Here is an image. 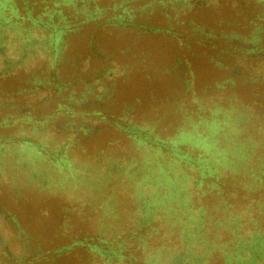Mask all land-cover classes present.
Wrapping results in <instances>:
<instances>
[{
  "label": "trees",
  "instance_id": "obj_1",
  "mask_svg": "<svg viewBox=\"0 0 264 264\" xmlns=\"http://www.w3.org/2000/svg\"><path fill=\"white\" fill-rule=\"evenodd\" d=\"M87 1L95 4L96 0ZM142 1L141 6L128 4L124 13L101 20L107 8L96 5L87 9L79 6V0H0V193L6 192L5 203L13 201L14 206L35 190L19 183L14 171L19 161L14 155V170L4 166L8 151L32 149L35 162L48 161L76 174L82 160L80 152L88 157L99 153L96 147L101 130L111 125L131 140L128 167L146 162L151 165L137 185L151 182L156 176L157 187L164 185L167 200L160 195L153 199L156 190L146 192L152 197L147 199L149 195L146 197L139 185L135 191L139 210L129 218L128 243L125 237L118 242L108 236L99 238L101 244L94 237H79L52 251L56 256L83 245L92 256L101 257L103 261L97 264H264V79L249 73L250 66L264 60V0ZM223 1L245 7V22L239 24L242 33L226 31L222 26L221 33H216L213 27L180 18L182 13L193 11L201 16L214 3ZM124 3L121 0L114 9ZM252 6L255 10L250 12ZM154 10L169 17L168 27L135 21L141 11ZM171 12L175 13V22L171 21ZM89 22H94L96 28L122 25L165 35L179 42L178 50L198 45L217 65H224L217 59L220 54L227 57L229 74L202 92L193 90L189 100L183 94L191 88V80L186 78V73L192 71L191 61L175 48L173 66L166 72L171 75V70H176L178 75L184 62L189 68L175 88L177 97L165 96L159 105L152 106L150 116L136 115L135 108L143 104L136 98L122 110V116L115 118L105 113L103 95L114 89L115 78L124 72L121 69L128 67L134 72L152 54L147 51L140 59L136 54H126V64H116L115 68L105 65L100 72H88L89 61L96 54L94 36L89 40L93 53L85 58L76 55L68 61L61 52L69 36ZM216 22L231 25L223 19ZM134 46L135 42H130L121 52L129 53ZM36 48L42 54L36 52L31 58ZM172 82L169 79L168 89L174 88ZM242 86L253 90V99L245 102L237 90ZM130 173V177H136L134 169L128 171V176ZM73 208L98 210L87 197ZM0 214L18 227L12 211L2 204ZM25 248L32 259L20 257L8 263L1 260L2 254H10L2 251L0 242V264L41 262L43 253L34 255L33 249Z\"/></svg>",
  "mask_w": 264,
  "mask_h": 264
},
{
  "label": "rangeland",
  "instance_id": "obj_2",
  "mask_svg": "<svg viewBox=\"0 0 264 264\" xmlns=\"http://www.w3.org/2000/svg\"><path fill=\"white\" fill-rule=\"evenodd\" d=\"M120 1L96 0L93 4L92 1L79 0L78 4L79 6L84 5L87 9L96 5L99 8H107L105 17L101 19L105 20L110 15L124 13L123 8H128V4L138 7L142 5V2L144 3L142 0H134L133 2L124 0L125 3L122 7L114 9V5L119 4ZM249 4L257 7L254 2H248ZM253 6L250 12L255 10ZM244 9L243 6H231L227 4V1H223L222 3H214L211 10L205 11L201 16L193 11L190 14L182 13L180 18L188 17V20L192 19L201 25L213 27L216 33H221L222 27L226 31L234 29L242 33L240 25L245 22L242 19L245 14L243 13ZM174 15V12L170 13L171 21H173ZM220 19L230 21L231 25H220L216 22ZM245 19L249 20L247 17ZM168 20L169 17L162 16L159 10H154L153 13L141 11L135 17V21L151 22L163 27H168ZM234 23L237 24L234 25ZM95 26L94 22L85 23L79 32L72 33L61 55L66 57L68 61L76 55L85 58L88 53H93L90 51L92 48L89 45L92 36H94L93 50L96 54L92 56L88 64L87 70L91 73L95 70L97 72L102 71L105 65L115 68L117 67L116 64H126L128 62L125 58L126 54H130V57L136 54L139 59L147 51L152 54L151 57L147 58L148 61L139 66V69L136 68L134 72L129 71L128 67L121 69L125 73L120 72L121 75L118 74L119 76L115 78L114 89H108L107 95H103V100L105 99L107 103L105 113L114 115L115 118L122 116V110L136 98L143 101L141 107L135 108L136 115L150 116L153 114L152 106L159 105L165 96L177 97L174 93L175 88L181 81L180 77L181 79L185 77L184 74L186 71L188 72L189 68L184 62V69L180 70L178 75L176 70H171L173 73L171 75L166 72L173 66L172 60L176 51L183 52L185 58L187 57L191 61L192 71L190 69V72L186 73V78L191 80V88L183 94L189 100L192 98L193 90L202 92L205 87L214 86L217 81L224 80L229 74V68L225 66L228 63L227 57L225 58L220 54L217 59L223 61L224 65H217L216 62L212 61L209 53L198 45H192L190 49L181 48L178 50L179 42L174 39H167L165 35L145 33L141 29L128 28L122 25H107L105 28H96ZM191 38L193 39V37ZM130 42H135V48L128 53V51L125 52V49H128ZM261 46L264 47L263 42ZM175 48H177L176 51ZM122 50H125L123 51L124 54L121 52ZM36 52L39 55L42 54L36 48L33 50L35 55L31 58L36 57ZM242 64L248 65L245 62ZM250 67L252 68H250L249 73L253 77L264 79V60ZM69 68L71 67H68V70ZM128 73L130 74L129 78ZM169 79L173 80L174 88H167ZM109 82L108 86L110 85ZM262 89L264 90V86ZM237 90L245 102L253 99L254 95H252L253 90L251 88L242 86ZM202 95H208V93H202ZM130 141L128 135L116 127L103 126L96 147L99 148V153L88 157L87 153L80 152L81 166L79 164L80 169L76 174L70 173L66 169L63 170L48 161H38L37 159L35 162L31 155L33 154L32 149L22 150L19 147L18 151L10 150V153L8 151L4 157V166L9 167L10 171L15 169L20 184L27 183V187L35 190L30 196L21 198L14 206H12L13 201L5 203L6 192L0 193V204L12 211L19 224L17 227L14 222L6 221L0 214L2 251H8L10 254L8 257L2 254L1 260L15 263L14 258L32 259V255L28 254L25 248L27 246V248L33 249L32 254L34 255L43 253L40 255L43 256L40 259L41 262L37 264H97L103 261L101 257L99 255L92 256L90 249L83 245H76L69 252L59 253L58 256L52 251L71 244L79 237H94L99 244L102 243L99 238L106 239L108 236L109 240H117L118 242L125 237L124 242L128 243V221L139 210L138 195L135 191L140 184L137 185V182L145 178L149 173L148 166L151 167V165H147V162L142 166L138 164L131 169L128 167L131 162V154H128ZM91 148L93 147L91 146ZM90 152L92 153L93 149ZM12 155L19 161L18 165L12 160ZM136 156L139 154L137 153ZM86 161L89 163L87 164ZM13 164L18 166V169L15 166L13 169ZM138 167H141L139 172L137 171ZM133 169L136 171L135 178L130 177L132 173L128 176V171L132 172ZM71 174H75L76 177ZM30 175H34L35 178L32 179ZM67 177L69 178L68 181L66 180ZM150 181L140 185L141 191L147 194L146 192L151 193L156 190L157 193L154 194L153 199H157L156 196L160 195L159 198L162 197L163 201L166 202L163 183H161L163 187H157L156 176L152 177ZM147 186L150 188L145 191ZM17 191L19 192V189ZM150 196L147 199H151ZM85 197L93 200L98 210L88 212L87 209L79 211L78 208H73L78 207ZM88 217L91 218L87 219ZM48 251L52 253L49 254ZM46 255L51 257L45 260ZM16 264H21V262L17 261Z\"/></svg>",
  "mask_w": 264,
  "mask_h": 264
}]
</instances>
